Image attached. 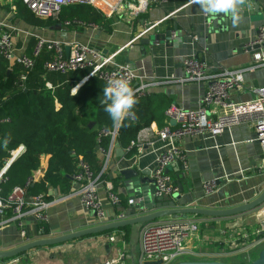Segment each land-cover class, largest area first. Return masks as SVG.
<instances>
[{"label": "crops", "instance_id": "0c3cea01", "mask_svg": "<svg viewBox=\"0 0 264 264\" xmlns=\"http://www.w3.org/2000/svg\"><path fill=\"white\" fill-rule=\"evenodd\" d=\"M240 2L242 9L236 18V24L228 25L225 30L204 22L208 12L205 11L203 0H165L160 4H150L145 11L137 14L124 6L109 15L100 11L105 17V24L93 22L95 27L74 24L65 27L61 24L67 33V39L60 35V31L50 28L55 25L33 28L21 19H16V13L7 15V7H0V19L18 29L13 41L19 52L30 54L32 50H26V44L36 35L49 40L56 38L85 43L95 48L103 57L110 56L111 61L132 66L145 82L150 83L146 94L163 95L169 100V106L174 104L189 110L198 107L206 85L202 81H180L185 76V59L198 53L197 58L208 65L209 74H217L226 69H245L252 64L251 53L244 46L255 36L258 26L264 25V0ZM153 24L151 29L144 31ZM168 30L172 31L164 40L154 39L156 33H165ZM150 38L152 41L148 44L142 41ZM242 80L241 87L231 91L230 98L234 101L252 100L257 95V89L264 88V66L245 69L242 72ZM149 127V134L139 131L142 148L138 151L136 148V152L131 156H127L122 147L123 155H119L116 148L120 146L115 142L112 148L108 145L106 156H109V160L105 173L109 177L118 175V170L123 168L136 166L140 170L153 169L157 155L165 149L167 143L157 135L156 130L159 127L155 121H152ZM179 143L187 154L188 167L183 169L180 162H174L168 168V174L176 184H181V199L178 202L182 206L225 209L247 203L264 189V173L255 170V165L261 157V146L249 121L230 125L215 136H183ZM41 160L39 168L32 175L33 182L44 174L46 156ZM240 171L243 173L240 174ZM210 179L217 180L218 185L214 192L207 195L203 192L202 185ZM107 183H110L114 193L124 196L126 206L121 200L116 206L109 202L105 197ZM113 188L114 184L110 180H101L98 187L107 219H112L117 212L122 211L126 214L130 211L141 213L128 205L130 196L124 188L122 177L121 183L115 190ZM73 189L71 181H61L56 188L48 189L47 194L50 197L47 200L50 204L45 209V222L49 227V235L38 233L34 217H23L26 234L31 240L58 236L97 225V216L82 205L80 198L68 195ZM257 213L252 209L227 218L195 214L188 216L187 219H194L199 224L197 233L186 240V250L196 253L198 259L205 257L203 260H218L216 257L240 254H222L223 246L213 242L212 238L220 237L222 229L248 224L257 217ZM8 215L7 211H0V250L11 249L26 242L25 238L21 237L17 224L9 220ZM142 226L143 224L135 223L126 230L118 228L57 245L41 246L16 257L3 259L2 262L101 264L105 260L117 258L122 252L125 255L122 264H139V233ZM113 234L116 236L115 241L109 239ZM242 261L248 262L245 258Z\"/></svg>", "mask_w": 264, "mask_h": 264}, {"label": "built area", "instance_id": "2783aa9c", "mask_svg": "<svg viewBox=\"0 0 264 264\" xmlns=\"http://www.w3.org/2000/svg\"><path fill=\"white\" fill-rule=\"evenodd\" d=\"M16 1H21L34 15L40 18L54 19L60 14L63 7L75 4L93 6L106 15L118 12L122 6L137 14L145 11L150 4H160L165 0H0V7H7L9 11L7 15L15 14ZM73 24L75 26L95 27L93 22L86 23L79 19L63 22L65 27ZM16 33H18V29L0 19V54L9 63L19 64L27 70L32 69L36 57L45 47L51 52L50 59L42 64L47 72L68 73L77 69H89L88 75L83 80L97 74L104 83V87L110 79L119 76L128 80L134 89H138L136 97L144 96L150 86V83L145 82L142 76L129 64L111 61L110 56L103 57L95 48L79 41L69 42L56 38L49 40L36 35V44L33 46L31 53L19 52L13 41ZM244 47L251 53L252 61V64L245 67V69L264 66V25L258 26L255 36ZM183 62L185 76L180 81H202L205 83L206 89L197 108L188 110L171 104L165 111L166 124L161 128H157L156 133L159 138L166 141L167 146L157 155L155 165L150 171L155 195L170 196L178 190V185L168 174V168L174 162H180L183 169L188 167V157L179 143L180 138L197 134L215 136L222 133L228 126L241 122L249 121L255 131L261 146V157L255 165V170L258 173H264V88H258L257 95L252 100L246 102L234 101L230 98V94L234 89L241 87L244 68L226 69L217 74H209L208 65L198 58L191 56ZM24 78L25 76H22V80ZM46 85L50 87V84L46 83ZM75 89L76 87L73 91ZM128 116L132 119L130 113ZM170 118L176 121V125L170 126L168 124ZM117 129L118 124H115L112 130H100L98 140L108 138L109 147L112 148ZM141 131L149 134L150 127L143 128ZM140 132L130 144V147L135 145L137 151L142 148ZM23 147V145H20L13 152L11 159L19 154ZM97 149L104 154L105 160L101 169L102 172L106 169L109 156H106L107 150L101 145ZM10 160L0 170V181L3 172L11 162ZM242 173L240 171V174ZM71 179L74 189L68 195L79 197L82 205L97 216V224L127 218L128 214L122 211L117 212L112 219H107L103 210L102 198L98 193L101 180L98 176H93L88 165L82 160L78 162V170L71 176ZM30 182H33L32 178L28 179V183ZM217 185L215 179L205 181L202 185L203 192L210 195L217 189ZM43 195L41 193L30 197L31 199L27 202L23 188L15 187L7 195L6 200L0 198V211L4 210L9 213L7 218L15 221L21 237L25 238L26 242L31 241V238L26 234L23 217L31 215L37 223L47 219L45 209L50 201L44 198ZM105 197L114 206L121 200L120 196L112 191L110 183L106 184ZM133 203L134 200H128L129 206ZM254 210L258 213L253 221L241 227L235 225L230 229H222L220 237L212 238L213 242L220 243L223 246L222 254L240 253L243 254L246 261H250L251 249L264 243V203ZM180 220H157L143 224L139 233V264L155 260H160L161 264H174L179 260H185L181 259L183 256L192 257L188 260L198 258L196 253L186 250L185 242L197 233L199 222L194 219H186L185 223H182ZM109 239L115 241L116 236L113 234ZM124 258V253L120 252L117 258L105 260L101 264H122ZM0 264L6 263L0 260Z\"/></svg>", "mask_w": 264, "mask_h": 264}, {"label": "trees", "instance_id": "16d2710c", "mask_svg": "<svg viewBox=\"0 0 264 264\" xmlns=\"http://www.w3.org/2000/svg\"><path fill=\"white\" fill-rule=\"evenodd\" d=\"M15 18L33 28L63 24L73 19L106 23L99 10L82 4L63 7L56 18L43 19L17 1ZM35 44L36 39L31 37L26 50L31 51ZM50 55L44 47L36 57L34 67L27 70L19 64H9L0 54V170L13 157V152L20 145L24 146L2 174L0 198L4 200L15 187L23 188L27 202L29 196L41 193L47 199L50 187L56 188L61 181H72L71 176L77 172L80 160L88 165L94 177L110 180L114 190L121 183L117 174L109 177L105 171L101 172L105 159L97 149L99 145L104 149L109 145L108 138L98 140V132L112 130L117 124L109 118L101 103L104 83L97 74L82 81L89 69L68 73L45 71L42 64L50 59ZM22 76H25L24 80ZM136 98L138 102L130 111L132 119L127 116L118 124L114 139L116 145L126 150L127 156L136 152L135 145L130 147V144L142 128L149 127L152 121L159 128L166 124L164 113L169 106V100L155 93ZM90 123H93L92 127H89ZM45 156L47 163L43 176L28 183ZM117 195L126 206L124 196ZM37 229L44 236L49 235L45 221L38 222Z\"/></svg>", "mask_w": 264, "mask_h": 264}, {"label": "water", "instance_id": "95a60500", "mask_svg": "<svg viewBox=\"0 0 264 264\" xmlns=\"http://www.w3.org/2000/svg\"><path fill=\"white\" fill-rule=\"evenodd\" d=\"M212 0H203V5H205V11L208 12L206 19L204 22L211 23L213 25L219 26L220 29H224L228 27V25L236 24V18L240 15L242 4L240 1L232 0L233 7L229 10L225 11H212L207 5L210 4ZM154 26L151 25L146 28L144 31L151 29ZM51 29H56L60 31V35L67 39V33L62 29L61 23H56L55 26L50 27ZM176 26L174 25V29ZM172 30H168L165 33H156L154 35V39H165L168 37ZM152 38V37H151ZM144 39L142 40L144 44L150 43L152 39ZM198 57V53H195L194 58ZM84 81V80H83ZM176 121L172 118L169 120V125H175ZM93 123L89 124V127H92ZM116 152L119 155H123V149L121 147L116 148ZM11 161V160H10ZM118 175L122 177L124 188L130 196V199L134 200L133 204H130V207L135 210L138 209L141 211L140 214H135L133 211L128 213L127 218L119 219L111 222L98 223L97 225L78 229L75 232H69L65 234H60L58 236H50V237H41L38 239L31 240L29 242H25L20 246L11 248V249H3L0 250V260L4 258L16 257L23 252L38 248L41 246L47 245H57L60 243H65L68 241H72L75 239H79V237H83L86 235H93L99 232H106L110 230H116L118 228L124 226H132L135 223L144 224L149 222H154L156 219H164L171 218L170 220L181 219L182 223H185V220L188 216L202 215L207 217H216V218H227L230 216L242 214L248 212V210L255 209L264 203V189L260 192V194L248 201L247 203H243L240 205H236L233 207L225 208V209H215V208H200L195 206H182L179 204V200L181 199L180 192L182 191V187L180 183H177L178 190L173 192L172 195H155L154 190L152 191L153 182L150 177V169H138L136 166L123 168L118 170ZM143 264H161L160 260L155 261H145ZM174 264H235L233 262H224L219 260H203V259H193V260H179ZM249 264H264V247L260 249L258 256L251 260Z\"/></svg>", "mask_w": 264, "mask_h": 264}, {"label": "clouds", "instance_id": "9594fccd", "mask_svg": "<svg viewBox=\"0 0 264 264\" xmlns=\"http://www.w3.org/2000/svg\"><path fill=\"white\" fill-rule=\"evenodd\" d=\"M207 7L212 11H225L233 7L232 0H212ZM130 82L124 78L117 76L110 79L103 89L104 111L109 118L115 123H123L134 105L138 102L136 92ZM8 142L7 139L4 141Z\"/></svg>", "mask_w": 264, "mask_h": 264}, {"label": "rangeland", "instance_id": "374dc122", "mask_svg": "<svg viewBox=\"0 0 264 264\" xmlns=\"http://www.w3.org/2000/svg\"><path fill=\"white\" fill-rule=\"evenodd\" d=\"M43 30V29H42ZM157 220H160V219H156L154 221H157ZM264 247V243L261 244L260 246H257L255 248H252L251 249V260L255 259L259 252H260V249ZM200 258H203L205 259V257H200ZM181 259H185V260H188V259H192V257H189V256H183ZM198 259V258H197ZM216 259H218L219 261H224V262H233L235 264H249L250 261L248 262H243L242 259H243V254H238V255H233V256H220V257H216Z\"/></svg>", "mask_w": 264, "mask_h": 264}]
</instances>
